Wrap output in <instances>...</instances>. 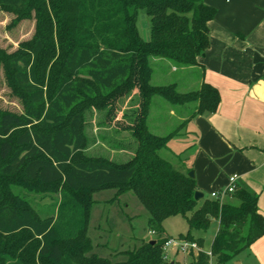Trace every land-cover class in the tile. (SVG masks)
I'll return each instance as SVG.
<instances>
[{
    "label": "trees",
    "instance_id": "1",
    "mask_svg": "<svg viewBox=\"0 0 264 264\" xmlns=\"http://www.w3.org/2000/svg\"><path fill=\"white\" fill-rule=\"evenodd\" d=\"M0 10L25 18L34 12L36 22L29 54L0 61L6 84L23 108L21 114L0 110V240L27 233L36 244L33 258L13 253L3 255L0 264H177L162 249L170 238L162 223L174 216L187 223L177 239L200 249L204 240L195 239L193 231L205 232L217 223L209 250L216 264H226L264 236L256 193L237 186L226 197L232 202L195 201L196 183L188 177L192 168L179 164L176 169L159 155L192 118L215 113L219 106V93L203 81L198 63L209 47L214 8L204 0H0ZM138 10L149 18V41L139 37ZM42 68L53 76L49 96ZM154 69L163 77L170 71L172 81L153 84ZM133 90L138 107L125 126L137 141L132 160L123 166L75 161L85 140L82 117L72 109L97 91L114 107ZM155 97L175 109L178 124L166 135L150 128ZM5 182L13 184L8 187L12 199ZM59 187L43 209H35L24 195ZM113 187L136 197L148 213V232L157 237L153 244L141 240L133 250L113 251L124 257L116 262L92 253L87 236L91 201L86 196ZM187 257V264H208L201 250Z\"/></svg>",
    "mask_w": 264,
    "mask_h": 264
},
{
    "label": "rangeland",
    "instance_id": "2",
    "mask_svg": "<svg viewBox=\"0 0 264 264\" xmlns=\"http://www.w3.org/2000/svg\"><path fill=\"white\" fill-rule=\"evenodd\" d=\"M35 19L34 12L29 18L20 14L0 10V61L7 64L11 58L22 57L29 54L35 41ZM136 28L139 37L143 41H149V18L144 11L138 10L136 13ZM60 72V73H59ZM170 71H168L169 73ZM163 77L159 71L154 69L153 84L166 85L172 79V74ZM58 74V75H57ZM61 74L60 68L56 67L55 75ZM52 74L49 69L41 70V83L47 93L52 87ZM50 93L48 94V96ZM104 97L97 91L94 98H87L81 104L74 107L71 114H79L82 117L81 133L84 137V147L77 153L75 161H104L114 166L128 164L137 150V141L130 134L125 126L131 124L138 107V94L133 90L128 96L120 99L113 107L104 102ZM153 105L150 107V128L158 135H166L178 124L175 121V109L169 108L167 102L160 97L154 98ZM156 104V105H155ZM168 108V109H167ZM0 110L13 114H21L22 104L16 98L6 84L4 70L0 65ZM167 110V111H166ZM162 111V112H161ZM162 114V115H161ZM168 115L170 118L164 122L159 120L160 116ZM157 128V130H156ZM156 130V131H155ZM184 139L182 136L172 138L166 148L159 152L161 158L166 160L176 169L182 157L180 151L185 149L182 146ZM7 192L9 185L6 183ZM227 182L222 187L223 190ZM56 191L60 193L61 188L46 189L37 191L35 195L24 194L35 209H43L51 203V198L55 197ZM15 194L20 193L18 188H13ZM10 199L12 195H9ZM204 198H209L210 191L202 192ZM91 201V212L87 226V236L93 246L92 253L110 259L113 262L123 261L124 257H115L113 251L133 250L141 240L154 241L157 237L153 232H148L147 220L148 213L138 202L136 197L130 192L123 190L119 192L118 187L109 188L104 191L89 193L86 196ZM12 199V198H11ZM232 202L224 198L222 202ZM12 203V202H11ZM165 236L177 238L180 234L187 231V223L181 216H174L166 219L162 223ZM217 223L212 221L209 228L205 231H193V237L204 240L203 251L210 250L211 243L215 236ZM35 241L27 233L18 234L0 240V258L3 255L23 256L26 260L33 258ZM168 258L177 263L189 261L187 254L182 256L174 253V250L167 249ZM226 264H260L252 252L247 248L235 255Z\"/></svg>",
    "mask_w": 264,
    "mask_h": 264
},
{
    "label": "crops",
    "instance_id": "3",
    "mask_svg": "<svg viewBox=\"0 0 264 264\" xmlns=\"http://www.w3.org/2000/svg\"><path fill=\"white\" fill-rule=\"evenodd\" d=\"M204 3L216 16L198 63L220 103L215 113L195 116L175 136L184 139L180 161L192 168L200 193L220 191L236 175L238 187L258 195L264 218V0ZM248 249L264 264V236Z\"/></svg>",
    "mask_w": 264,
    "mask_h": 264
},
{
    "label": "built area",
    "instance_id": "4",
    "mask_svg": "<svg viewBox=\"0 0 264 264\" xmlns=\"http://www.w3.org/2000/svg\"><path fill=\"white\" fill-rule=\"evenodd\" d=\"M236 188H237V176L232 175L228 177L227 186L223 190L212 192L210 194V198L222 201L228 195L232 194L236 190ZM162 249H163L164 256L166 259H169L168 256L166 255V252H167L166 250L170 249V250H174V253L176 252L179 255H181L183 261H184V256L188 254L189 251H194V252H198L200 250L203 251V249H200L195 242H187L184 240H179L177 238H169L164 243ZM205 254L208 256V264H216L209 251L205 252ZM177 264H186V263L184 261L183 263L179 262Z\"/></svg>",
    "mask_w": 264,
    "mask_h": 264
},
{
    "label": "water",
    "instance_id": "5",
    "mask_svg": "<svg viewBox=\"0 0 264 264\" xmlns=\"http://www.w3.org/2000/svg\"><path fill=\"white\" fill-rule=\"evenodd\" d=\"M188 177H189L190 179H194V172H193L192 170L188 173ZM202 198H203V194L200 193L199 191H196V192L194 193V200H195V201L201 200ZM150 243L153 244L154 241H151Z\"/></svg>",
    "mask_w": 264,
    "mask_h": 264
}]
</instances>
